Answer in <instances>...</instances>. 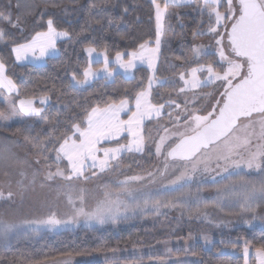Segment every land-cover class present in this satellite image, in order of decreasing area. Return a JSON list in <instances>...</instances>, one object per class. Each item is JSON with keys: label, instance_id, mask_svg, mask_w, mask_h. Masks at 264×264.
Returning a JSON list of instances; mask_svg holds the SVG:
<instances>
[{"label": "snow or ice", "instance_id": "6c2138e0", "mask_svg": "<svg viewBox=\"0 0 264 264\" xmlns=\"http://www.w3.org/2000/svg\"><path fill=\"white\" fill-rule=\"evenodd\" d=\"M193 2L163 0L162 5L158 0H151L157 27L155 47H150L148 42L142 43L139 50L127 53L126 58L125 54L117 52L115 63L126 73L136 68L137 61L147 63L153 72L147 88L141 86L133 95H127L128 90H125L126 95L118 102L113 100L103 107L97 104L90 110L84 109L82 117H69V126L59 136L52 135L60 131L58 122L47 120L45 123H50L51 128L44 139L24 136L25 142L37 150L38 157L47 160L46 154L55 152V171L51 165H47L42 173L33 167L27 155L20 157L14 151L19 147L16 141L0 139V168H12L18 177L14 184L9 183L6 194L0 191V200L10 201L13 197H19L21 201L28 199L49 209L53 206L58 208L63 202L69 209L62 216L50 210L39 219L19 221L8 218L14 216V212H0V239L7 241L11 234L24 226L38 232L41 227L52 231L61 226L77 224L81 219L88 226L93 223L116 224L121 219H128L129 212L135 213L137 209L143 211L149 204L157 215L161 208L182 207L186 203L185 198L190 196V193L182 191V182L191 180L196 172L201 171V166L202 171L208 172L213 162L215 169H219L217 175L227 173L223 179L229 182L216 189L217 196L212 206L219 207L225 200H234L243 212L253 214L252 219H260L264 223V216L255 215L257 208L264 205V0H199L197 11L201 24L205 15L208 18L207 33L194 32L193 35L211 34L216 45L215 55L219 59L200 63L203 46L194 47L191 59L197 66L189 65L188 70L179 74V80L183 82L179 92H192L191 97L186 96L183 105L170 96L165 103L153 101V84L161 83L155 78V72L162 21L170 7ZM15 7L19 10L15 22L11 12H0V22L7 21L15 28L26 17L43 16L42 12H38L41 6L35 0H25L23 4L17 0ZM68 35L67 32L57 31L53 20L48 19L47 31H37L28 43L13 47L12 52L17 61L26 60L29 56L33 61L43 60L45 56L55 54L56 38ZM5 42V32L0 28V43ZM85 51L91 56L96 50L89 47ZM110 63L105 54L103 72L107 77L113 74ZM92 75L95 73L88 68L83 80L76 79L75 75L72 79L77 85H83ZM211 85H217L214 92L203 91ZM0 92H7L10 96L15 93L16 97L21 95L18 85L6 75L3 62H0ZM48 99V96L41 97L40 104H46ZM209 99L214 102L205 114L199 105ZM165 104L170 108L167 116L171 128L159 126L164 135H159L155 142V153L164 156L162 176L168 171L169 160L186 162L184 170L169 181L179 195L162 202L151 199L150 194H138L134 185L153 177L152 172H148L147 177L126 176L115 183H93L94 178L101 174L118 169L120 157L125 151L143 152L145 121L161 117ZM182 107L183 113L179 111ZM42 112L44 108L35 106V98H13L4 110H0V127L10 126V122L16 120L23 125L24 117L41 116ZM122 113L127 115L126 119L122 118ZM122 137L126 142H121ZM53 139L55 143L49 147L46 141ZM105 142L109 145L115 142V146H102ZM65 161L66 164L61 167ZM35 164H40L39 158ZM253 173L257 178H249ZM4 175L9 173L5 171ZM233 176L238 179H230ZM90 183L91 187L88 186ZM149 183H155V180H149ZM208 206L205 204V208ZM197 211L200 215H207L202 210ZM243 256L244 264H250V261L251 264H264V245L255 248L254 254L245 245ZM104 264H120V261L105 256Z\"/></svg>", "mask_w": 264, "mask_h": 264}, {"label": "trees", "instance_id": "16d2710c", "mask_svg": "<svg viewBox=\"0 0 264 264\" xmlns=\"http://www.w3.org/2000/svg\"><path fill=\"white\" fill-rule=\"evenodd\" d=\"M24 2L25 0H20L21 4ZM35 2L41 6L38 12L43 13L42 17L39 15L26 17L20 26L15 28L7 21L0 22V28L4 30L6 36V42L0 43V62L5 64L6 75L18 85L21 94L18 99L48 96L49 104L44 109L41 121L35 122L31 119L22 126L14 125L2 129V132L15 134L19 128V131H24L31 137L38 136L44 139L51 128L50 123H45L47 120L58 122L60 131L52 135L59 136L63 129L69 126V117H82L84 109L90 110L97 104L103 107L105 103L113 100L118 102L126 95L125 90H128L127 95H133L141 86L146 87L149 72L144 68L138 69L132 79L116 75L112 81L100 79L83 90L73 87L71 82L73 75L78 80L83 78L88 66L87 57L83 53L86 48L92 47L113 58L117 52L127 57V53L139 50L142 43L148 42L149 46L155 44L157 29L154 7L150 0H35ZM16 3L17 0H0V12H11L13 22L19 11L15 7ZM198 3L199 0H194L191 4L175 7L172 15L166 20L156 76L167 83L153 91V101L156 103H165L169 96L172 99L180 98V82L175 77L178 78L181 72L188 70L189 65L197 66L191 59L194 45L213 39L210 34L193 35L194 32L207 33L208 18L205 15L204 23L201 24V16L197 11ZM178 13L180 16L177 17L180 19L176 17ZM48 19L53 20L57 31L69 33L65 40L57 43L58 55L47 59L45 64L40 66L18 64L12 48L29 42L37 31H47ZM20 28L24 30L19 32ZM218 59L217 55L209 54L201 57L200 63ZM171 81L176 85L171 86ZM165 109H168L167 104ZM0 110H4L2 102ZM166 126L171 127L170 124ZM29 127L32 128L30 132ZM149 127L148 124L145 126L146 129ZM46 143L51 147L55 140ZM49 152L50 156L45 163L55 170L56 166L51 157L55 152ZM123 163L126 166L131 165L129 168L140 174L150 172L156 165L155 158L151 155L131 157V160ZM64 164L62 163L61 167ZM249 178L257 177L251 174ZM230 179L235 180L238 177L233 176ZM228 182L223 178L196 176L194 180L184 184L182 191L190 193V196L185 198L186 203L182 207L161 208L160 214L157 215L149 204L145 213L138 209V213L130 218L134 224L117 231L92 228L53 236L41 235L25 241L15 238L8 245L0 246V264H42L59 258L110 253L113 252L112 249L117 251L150 248L162 241L203 234L211 235L216 242L211 249H205L200 243H196V249L193 251L198 258L196 264H244L242 251L245 245L252 251L264 245V227L260 228L258 224H254L249 226L250 231L243 228L249 224L245 223L246 220L252 222L253 214L243 212L234 200H225L219 207L212 206L217 196L216 189ZM177 195L179 192L174 190L164 191L151 199H160L163 202ZM205 204L209 206L205 208ZM198 209L207 215H200ZM255 215L264 216V205L257 208ZM173 221H179L180 228L171 234ZM258 221L264 225L260 219ZM229 227L239 229L219 235L220 228ZM219 239L222 241H218ZM226 248L235 250L237 254L223 253ZM68 253L71 255H67Z\"/></svg>", "mask_w": 264, "mask_h": 264}, {"label": "rangeland", "instance_id": "374dc122", "mask_svg": "<svg viewBox=\"0 0 264 264\" xmlns=\"http://www.w3.org/2000/svg\"><path fill=\"white\" fill-rule=\"evenodd\" d=\"M150 2H151V0H150ZM158 2H160L163 5V0H158ZM173 9H175V7H170L167 10V14L165 15V18L162 21V35H161L160 51H161V47H162V43H163V37L165 36L166 20L168 19V17L170 15H172ZM177 16H180V14L179 13L176 14V17ZM154 17H155V8H154ZM177 18L180 19V17H177ZM179 19H177V20L179 21ZM155 23H156V18H155ZM156 29H157V27H156ZM16 30H18V28H16ZM210 36H212V35L210 34ZM57 39H58V41L61 40L60 37H57L56 40ZM56 46H57V44H56ZM196 46H203L201 49L200 58L203 56H207L209 54H215L216 45H215L214 39H210L206 43H197L194 45V47H196ZM150 47L154 48L155 44L153 46H150ZM160 51H159V56H158V59L156 62V71H157V66H158V62H159ZM56 52L58 54L57 47H56ZM83 53L87 57V62H88V66L86 69L91 68V71L93 73H95V75L89 76L87 82L84 83L83 85H77L75 83V81L72 79V82H71L72 86L79 89V90H83V89L91 86L95 81L100 80V79L106 80V81H112L116 75H121L126 79H132L135 76V73L137 72V70L140 68H144L149 72V78L153 77V72L151 69L148 68L147 63L141 64L139 61H137V66L135 69H133L129 73H126L123 69H121L115 63V57L116 56L113 58L108 57L109 60L112 62V63H110L109 68H110V70H112L113 74H112V76L107 77L106 74L103 72L104 55L106 53L95 51L91 54V56H89V53L85 50L83 51ZM13 55H14V53H13ZM14 58H15V55H14ZM125 58H126V56H125ZM28 59L22 60V61H17L15 58L16 62L18 64H21V65L25 64V62H27ZM40 62H41L40 60L35 61L36 65H34V66H39ZM200 75H203V74H200ZM155 78L158 79L156 76V72H155ZM83 79H84V75H83V78L81 80H83ZM175 79H177L180 82V87L183 86V82L179 80V77L178 78L175 77ZM158 80L161 83L153 84L152 92L158 86H162V85L167 83V82L161 81L160 79H158ZM217 83H219V82H217ZM172 84H174V81H171L170 85L172 86ZM147 85H148V82H147L145 88H147ZM174 85H176V83ZM216 87H217V85H211L208 88H205V90L211 88L212 91H206V92H214ZM221 91H222V89H221ZM179 94H180L179 95L180 98L178 99L176 97L173 100H175L176 102L183 105L185 97L186 96L191 97L192 92H186V93H180L179 92ZM13 98L18 100L15 93H12L10 96L7 92H0V102H2L4 104V109L6 108L7 103L11 102L13 100ZM40 98L35 99V106L36 107H42L45 109L49 104V99L47 100L46 104L41 105L40 104ZM213 102L214 101L212 99H209L207 101H202L200 103L199 107L206 114V112L210 109V105ZM36 103H38V104L36 105ZM169 110H170V108L168 105L167 110L165 108L162 109L161 117H159V118L154 117L151 121H145V126L148 124L150 127H149V129L145 128L144 134H145L146 139H145V146H144L143 152L125 151L120 157V161H119L120 167L118 169H114L112 171L101 174L100 177L94 178L93 183H95V182H99V183L112 182V183H115L117 180H124L126 178V176H133V175H141V176L147 177L148 172L144 173V174L134 172L131 168H129L131 165L126 166V164H124L123 162L127 161V160H131V157H136V156L141 157V156H146V155L150 156L151 155L155 158V161H156L155 167L152 168V170L150 171L154 174V176L153 177H147L145 180L137 182L134 185L138 189V194L147 193V194H150L151 198H154V196L156 194H158L159 192L173 190V186L170 185L169 181L175 179V177L178 176L180 174V172H182L184 170L183 166L186 162L169 160L168 161V163H169L168 171L165 175L162 176L160 173L164 169V162H165L164 156L163 155L157 156L155 153V142L158 141L159 135H164V132L162 130H159V126L160 125L166 126L167 124H170L168 122L169 117L167 116V112ZM179 111L181 113H183V107L181 109H179ZM121 115H122V118H125V119L127 118L126 114L122 113ZM173 115H175V113H173ZM42 116H43V112L41 113V116L24 117L23 118L25 121L24 124L29 122V120H31V119L35 120V122H39V121H41ZM166 116H167V119H165ZM14 125L22 126L18 122V120H16V121L10 122V126L0 127V139L7 138L10 141H16L18 143L19 147L14 148V151H16L20 157H25L27 155V158L33 162V167L40 169V171L43 173L46 170V166H47L45 163L46 160L43 159L42 157H38L37 150L33 149L31 147V145H29L25 142L24 136L27 134L24 133V131H17L15 134H9V133L1 131L2 129H7V128L12 127ZM28 130L30 132V130H32V128L29 127ZM171 130L175 131V129H171ZM27 136H29V135H27ZM149 136L151 138H148ZM121 142L122 143L126 142V141H124L123 137L121 138ZM112 144H115V142H112ZM102 146H115V145H111V144L109 145V144H107V142H105V145H102ZM49 154H50V152H48L46 155L49 157L50 156ZM101 155H102V153H101ZM51 157H52L53 164H55V153ZM37 158L40 159V164H35V160ZM63 163L66 164V161ZM121 163H123V164H121ZM146 166H148V163L146 164ZM189 167H190V165H189ZM5 171H7L9 173V175H7V176L4 175ZM53 171H55V170H53ZM218 171H219V169H215V163L213 162V164L211 166V170H209L208 172H204V171H202V166H201V171L196 172L191 180H187V181H184L182 183L186 184V183L194 180V178L196 176H208L211 178H223V177L228 175L227 173H223V172H220V174L217 175ZM17 178L18 177L16 176L14 169H12V168H0V191H4L6 194L8 191L9 183L14 184L15 180ZM152 179L155 180V183H149V180H152ZM88 186L91 187L92 183H90ZM50 210L56 211L57 214L61 215V216L69 211L68 207L63 202L60 204V206L58 208L53 206L51 209H49L48 207H42L39 204H35L28 199L21 201L19 197H13V199L10 201L9 200H0V212H5V213L14 212L15 215L9 216L8 218L15 219L18 221L24 220V219H39L43 216H46ZM147 210H148V207L145 208L142 212L145 213ZM137 213H138V209L136 210L135 213L129 212L127 214L128 219H126V220L121 219L120 222H118L116 224H113L111 222L106 223L104 225L93 223L91 226H88L85 224L83 219H81L77 224H69V225L61 226V227H59L55 230H52V231L48 230L45 227H41L38 232H32L28 226H24V227H21L17 232L11 234L7 241L0 239V246L8 245L15 238L17 240H24L25 241V240H29V239L30 240L34 239V238L41 236V235L53 236V235H56L59 233L78 232L81 230L92 229V228H98V229H102V230L112 229L114 231H117L122 227L134 224L135 222H131L130 218H133ZM157 220H159L158 217H157ZM251 221L252 222H249L248 226H243V228L247 229V231H250L251 228L249 226L254 225V224L255 225L258 224L257 226L260 228L264 227V225L260 224V221H258V219H252ZM172 226H173V230L171 231V234H174L180 228L179 221H176V222L173 221ZM236 229H239V228H236V227L220 228L219 235H221L227 231H234ZM205 238H207V239H205ZM218 241H222V239H219ZM215 242H216V239L214 237H212L211 235H208V234H203V235H198L197 237L190 236L188 238H176V239H172V240H166L164 242L162 241V242L157 243L155 246H152L150 248L121 249V250H117V251L110 252V253H96V254H92L89 256L68 257V258H65V260L67 262H70L71 264H92L95 262H100V263L104 264L103 262L105 260V256H107L110 259L115 257L118 260L121 258H139V260H140L141 258L151 257V258H153L159 262L149 261V262H151L150 264H196L198 262V258L196 257V255L193 254V251H195V249H196V243H200L205 249H211ZM222 252L223 253L237 254V252L235 250L227 249V248L224 249ZM252 253L254 254V251H252ZM242 254H243V251H242ZM154 256H156L157 258H154ZM151 258H149V259H151ZM58 260H60V258L57 260H54V261H58ZM65 260H62L63 262L51 261L50 263L49 262H47V263L51 264L52 262H54L53 264H64ZM142 263L146 264L143 261H142ZM42 264H45V263H42Z\"/></svg>", "mask_w": 264, "mask_h": 264}, {"label": "crops", "instance_id": "0c3cea01", "mask_svg": "<svg viewBox=\"0 0 264 264\" xmlns=\"http://www.w3.org/2000/svg\"><path fill=\"white\" fill-rule=\"evenodd\" d=\"M44 6H45V4H44ZM51 7V6H50ZM24 29L23 28H20V31L19 32H21V31H23ZM61 38V40L60 41H63V40H65L66 39V37H60ZM56 42H55V45L58 43V42H60V41H58V39L57 40H55ZM15 55V54H14ZM38 55V54H37ZM58 54H57V52H55V54L54 55H47V56H45L44 58H43V60H40L41 62H40V64H39V66L40 65H44L45 64V62H46V60L47 59H49V58H51V57H54V56H57ZM25 64H27V65H36L35 64V61H33L32 60V58H31V56H29V59H28V61L27 62H25ZM38 103H36V105H37ZM149 258H151V257H145V258H141L140 260H139V258H121V259H119V261H120V264H143L142 263V261L144 262V263H146V264H150L151 262H159V261H157V260H155V259H153V258H151V259H149ZM62 260H65V258H61L60 260H58V261H54V262H63ZM149 261H151V262H149ZM54 262H52L51 264H53ZM65 262H67L66 260L64 261V264H65ZM50 263V262H49ZM104 263V262H103ZM45 264H48V263H45ZM69 264H71L70 262H69Z\"/></svg>", "mask_w": 264, "mask_h": 264}, {"label": "water", "instance_id": "95a60500", "mask_svg": "<svg viewBox=\"0 0 264 264\" xmlns=\"http://www.w3.org/2000/svg\"><path fill=\"white\" fill-rule=\"evenodd\" d=\"M182 162H184V161H182Z\"/></svg>", "mask_w": 264, "mask_h": 264}]
</instances>
